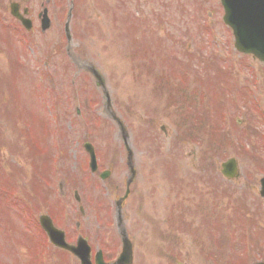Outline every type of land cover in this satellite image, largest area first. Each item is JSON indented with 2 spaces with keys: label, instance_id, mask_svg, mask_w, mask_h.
Here are the masks:
<instances>
[{
  "label": "rangeland",
  "instance_id": "374dc122",
  "mask_svg": "<svg viewBox=\"0 0 264 264\" xmlns=\"http://www.w3.org/2000/svg\"><path fill=\"white\" fill-rule=\"evenodd\" d=\"M8 1L0 0L5 22ZM23 2L35 14L45 3L55 30L41 33L36 20L17 63L0 50V264H78L45 241L38 257L41 213L53 214L68 243L76 222L93 250L102 235L117 236L114 200L124 194L127 155L86 64L104 77L110 113L127 133L134 264L264 263V65L234 50L219 0ZM44 60L54 65L44 68ZM85 143L95 150L94 174ZM231 158L239 178L229 181L220 166ZM102 172L110 173L104 182Z\"/></svg>",
  "mask_w": 264,
  "mask_h": 264
},
{
  "label": "flooded vegetation",
  "instance_id": "af4514ba",
  "mask_svg": "<svg viewBox=\"0 0 264 264\" xmlns=\"http://www.w3.org/2000/svg\"><path fill=\"white\" fill-rule=\"evenodd\" d=\"M15 5H17L18 8V13L17 15H20L23 12L24 8L27 9L26 14H24V16L28 17L30 19V21L32 22V29L30 32H25L26 34H23L21 32V28H19L20 23L14 19V18H9V11H8V7L10 6L8 5V7L6 8L8 13H7V17L9 18L10 22H5L4 19L0 20V50L5 48L6 54H7V59L10 60H15V62L17 63L16 59L19 58L20 54H21V48H22V44L23 46L27 47V48H31V41L29 40V34L33 33L34 31V23L35 21L38 19L39 20V15L41 12H38L35 14V12L33 11V9L27 7V5L23 4V0H19V2H14ZM13 4V2H12ZM45 4V3H44ZM44 4H41L40 6L42 10H46V14L48 15L49 18V28L47 29V31H45L43 34L45 33H49L51 31H53V29L55 30V26L53 25L50 15H49V11H48V7H45ZM48 5V2L46 3ZM21 26V25H20ZM6 32H8L9 36V40L6 38ZM19 33L20 38H17V33ZM56 38H60L59 35L56 36ZM22 43V44H21ZM21 44V45H20ZM3 47V48H2ZM59 47H57L55 45V49L58 50ZM1 56V55H0ZM13 57V58H12ZM16 58V59H15ZM47 59V58H46ZM54 65V62H49L48 60H44L43 61V67L45 68H51ZM190 95V91H185V96H186V100H188ZM199 97L200 94H197L196 97L194 99L197 100V104H198V108H199ZM135 175V173H134ZM135 177V176H134ZM134 180V179H133ZM59 187V191L54 192V198H52V201H56L57 197H60V189L61 187ZM126 191V183H125V190H124V194ZM130 197V188H129V192L127 197L122 200L119 196L114 200V224H115V230H116V238H113V240L110 238V236L108 235V233L102 235V247L98 250H93L92 247L90 246V244L88 243V240H86L87 245L89 247V260L91 262V264H95V258L97 253H100L101 255V259L103 261L104 264H134V250H135V243H133L132 239L130 238V235L127 233V229H126V218L129 215L127 208V201L129 200ZM46 200V199H44ZM43 199H41V202L44 201ZM60 202V200H59ZM118 204V205H117ZM55 209V207H54ZM56 212V211H55ZM50 213V212H49ZM40 215H46L48 216L54 225L55 224V218L53 216L52 213L46 214V213H41ZM39 216V215H38ZM39 217H37L38 219ZM39 222V221H38ZM39 227V226H38ZM41 229V228H39ZM74 230H75V234H74V244L76 243L77 239L81 236L83 237V235L80 233V224L79 222H76L74 224ZM42 231V229L40 230ZM211 241H213L214 246H216V252H217V234L215 232V228L213 230H211ZM43 232V231H42ZM150 232L152 233V226H150ZM152 235L150 234V237ZM161 240L163 241V239L161 238ZM160 240V242H162ZM144 246H142L143 248ZM165 249V247H162V249ZM55 250H57L58 252H63L59 249L54 248ZM149 249H151L150 246H145L144 249V255L147 258V254ZM65 254H67L66 252H63ZM69 256V255H68ZM71 257V256H70ZM73 258V257H72ZM75 260V259H74ZM146 260V259H145ZM77 262V261H76Z\"/></svg>",
  "mask_w": 264,
  "mask_h": 264
},
{
  "label": "water",
  "instance_id": "95a60500",
  "mask_svg": "<svg viewBox=\"0 0 264 264\" xmlns=\"http://www.w3.org/2000/svg\"><path fill=\"white\" fill-rule=\"evenodd\" d=\"M222 5L225 11L223 21L233 30L235 49L243 54H251L254 58L264 63V0H222ZM93 73L95 74L94 71ZM95 76L98 78L96 74ZM98 85L102 86V83L99 81ZM119 126L125 139L126 136L121 124ZM221 173L228 179L237 178L236 162L234 160L227 161L222 165ZM260 186V196L264 198V178L260 180ZM43 227L56 246L73 254L77 253L80 261L86 264L85 256L77 252L82 247L74 249L65 245L61 233H56L49 225H43Z\"/></svg>",
  "mask_w": 264,
  "mask_h": 264
}]
</instances>
